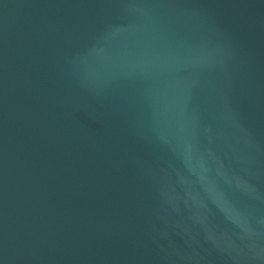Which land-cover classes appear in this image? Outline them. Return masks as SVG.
I'll list each match as a JSON object with an SVG mask.
<instances>
[{"label": "water", "instance_id": "1", "mask_svg": "<svg viewBox=\"0 0 264 264\" xmlns=\"http://www.w3.org/2000/svg\"><path fill=\"white\" fill-rule=\"evenodd\" d=\"M0 264H264V0H0Z\"/></svg>", "mask_w": 264, "mask_h": 264}]
</instances>
